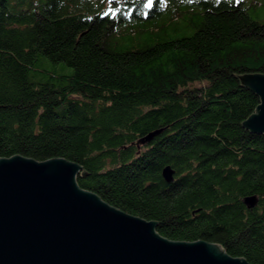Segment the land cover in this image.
<instances>
[{"label":"trees","instance_id":"1","mask_svg":"<svg viewBox=\"0 0 264 264\" xmlns=\"http://www.w3.org/2000/svg\"><path fill=\"white\" fill-rule=\"evenodd\" d=\"M263 10L0 0V159L75 163L90 174L82 190L167 240L264 264V134L244 125L260 97L237 77L264 75V22L249 14Z\"/></svg>","mask_w":264,"mask_h":264},{"label":"water","instance_id":"2","mask_svg":"<svg viewBox=\"0 0 264 264\" xmlns=\"http://www.w3.org/2000/svg\"><path fill=\"white\" fill-rule=\"evenodd\" d=\"M237 77L260 97L244 125L264 134V75ZM80 172V178L90 177L61 158L0 159V264H250L202 240H167L155 222L82 190ZM162 176L170 182L174 171L166 166ZM254 202L253 196L245 199L250 207Z\"/></svg>","mask_w":264,"mask_h":264},{"label":"rangeland","instance_id":"3","mask_svg":"<svg viewBox=\"0 0 264 264\" xmlns=\"http://www.w3.org/2000/svg\"><path fill=\"white\" fill-rule=\"evenodd\" d=\"M249 14L254 20H258L260 22H264V10L262 12L258 13V14H255L254 12H249ZM46 66L49 69L57 71L58 73L62 72L63 70H65L64 72L70 71V69H67V68H65L62 65H52L50 62L46 63Z\"/></svg>","mask_w":264,"mask_h":264}]
</instances>
